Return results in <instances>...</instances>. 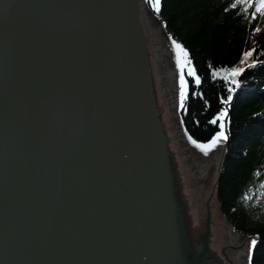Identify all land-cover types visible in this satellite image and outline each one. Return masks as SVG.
Returning <instances> with one entry per match:
<instances>
[{"label":"water","instance_id":"water-1","mask_svg":"<svg viewBox=\"0 0 264 264\" xmlns=\"http://www.w3.org/2000/svg\"><path fill=\"white\" fill-rule=\"evenodd\" d=\"M168 41L142 0H0V264H249Z\"/></svg>","mask_w":264,"mask_h":264},{"label":"trees","instance_id":"trees-1","mask_svg":"<svg viewBox=\"0 0 264 264\" xmlns=\"http://www.w3.org/2000/svg\"><path fill=\"white\" fill-rule=\"evenodd\" d=\"M234 2L160 0L156 11L143 0L167 35L188 52L201 77V84L195 85L186 76L189 88L180 119L187 136L206 142L218 130L207 121L222 108L227 109L229 140L216 201L232 232L255 239L249 264H264V22L261 16L253 19L233 9ZM250 49L255 51L244 72L236 77L240 87L225 105V73L212 77L211 72L240 67L242 53ZM193 91L196 96H192Z\"/></svg>","mask_w":264,"mask_h":264},{"label":"snow or ice","instance_id":"snow-or-ice-1","mask_svg":"<svg viewBox=\"0 0 264 264\" xmlns=\"http://www.w3.org/2000/svg\"><path fill=\"white\" fill-rule=\"evenodd\" d=\"M145 2L150 4L154 10L159 11L160 0H145ZM231 7L239 10L242 14L251 16L253 19H256L258 16H264V0H235ZM171 42L173 45L175 67L178 72L177 84L179 87V106L183 108L189 88V80L186 79V76L191 78V82L195 85L201 84V77L197 75L194 67L192 66V60L189 58L188 52L174 39H171ZM254 51V49H250L242 53L239 61V64L241 65L240 67L214 69L211 72L212 77H216L219 72L225 73L223 80L227 86V98L222 101L223 104L227 105L233 98L232 94L238 87H240V82L236 79V77L240 76L241 73L244 72L246 62L250 57H252ZM255 63L256 61H253V64ZM233 85L236 87H233ZM192 96H196V92L193 91ZM207 103L208 102L205 101V104ZM226 113L227 109L222 108L207 121L208 124L217 125L219 130L215 131L206 142H198L192 137H189L190 143L195 148L199 149L205 156L227 139L224 130ZM64 114L65 106L63 101H57L49 113L48 119L50 126L58 127L64 119ZM261 187H264V184H262ZM254 243L255 241L250 242L249 256H251L252 251L251 244Z\"/></svg>","mask_w":264,"mask_h":264},{"label":"rangeland","instance_id":"rangeland-1","mask_svg":"<svg viewBox=\"0 0 264 264\" xmlns=\"http://www.w3.org/2000/svg\"><path fill=\"white\" fill-rule=\"evenodd\" d=\"M143 1V0H142ZM146 7V6H145ZM261 20L264 22V16H261ZM160 22V21H159ZM161 24V23H160ZM161 27H162V30H163V32L167 35V33L165 32V30H164V28H163V26H162V24H161ZM256 34H258L257 32L254 34V36L256 35ZM168 36V35H167ZM168 38H169V41H168V45L171 47V49H170V53H174L173 52V45H172V42H171V39H170V37L168 36ZM178 43V42H177ZM174 68L176 69V67H175V62H174ZM180 109H181V107L179 106V97L177 96V99H176V113H177V117H178V122H179V111H180ZM180 124V123H179ZM182 127V126H181ZM219 130V129H218Z\"/></svg>","mask_w":264,"mask_h":264},{"label":"bare ground","instance_id":"bare-ground-1","mask_svg":"<svg viewBox=\"0 0 264 264\" xmlns=\"http://www.w3.org/2000/svg\"><path fill=\"white\" fill-rule=\"evenodd\" d=\"M142 2H143V1H142ZM143 5H144V3H143ZM182 109H183V108L180 109L179 114H178V115H179V123H180V126H182L181 119H180V113H181ZM182 128H183V126H182ZM227 131H228V125H227ZM227 137H229V135H228ZM227 143H228V142H227ZM227 143L225 144V146H224V150L222 151V155H224V156H225V153H226V145H227ZM224 156H223V158H222L221 168H222V164H223ZM221 168H220V171H221ZM254 248H255V243H254L253 249H254ZM253 249H252V251H253Z\"/></svg>","mask_w":264,"mask_h":264}]
</instances>
